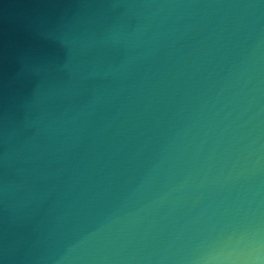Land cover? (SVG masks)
Segmentation results:
<instances>
[{
  "label": "water",
  "instance_id": "1",
  "mask_svg": "<svg viewBox=\"0 0 264 264\" xmlns=\"http://www.w3.org/2000/svg\"><path fill=\"white\" fill-rule=\"evenodd\" d=\"M0 264H264V0H0Z\"/></svg>",
  "mask_w": 264,
  "mask_h": 264
}]
</instances>
